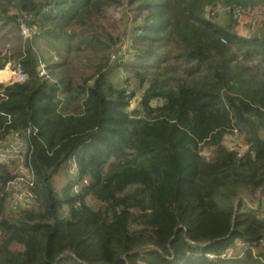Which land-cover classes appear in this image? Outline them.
Returning <instances> with one entry per match:
<instances>
[{"label":"trees","instance_id":"trees-1","mask_svg":"<svg viewBox=\"0 0 264 264\" xmlns=\"http://www.w3.org/2000/svg\"><path fill=\"white\" fill-rule=\"evenodd\" d=\"M124 3L122 54L102 22ZM263 4L0 0V26L30 32L0 60L26 75L0 92V141L27 137L32 176L11 208L20 177L0 163V264H264V206L243 200L264 193V79L236 59L264 76V35L236 32ZM83 50L105 63L76 81ZM234 130L244 153L224 144Z\"/></svg>","mask_w":264,"mask_h":264},{"label":"rangeland","instance_id":"rangeland-1","mask_svg":"<svg viewBox=\"0 0 264 264\" xmlns=\"http://www.w3.org/2000/svg\"><path fill=\"white\" fill-rule=\"evenodd\" d=\"M115 10L116 12L110 11V13L106 15V19L104 20V22H102L103 32H104L102 34L106 38L110 36L112 39L116 40V42L117 41L120 42V43H117V47L121 45V51L123 54L125 52L124 50L126 49V47H128L127 37L126 35H124V33L126 29H128L131 25L129 19L134 16V13L130 11L126 3H124L122 7H117ZM114 13H118V16L115 17ZM251 13L252 11L248 13L249 18L247 16L246 21L244 23L242 22L239 27L237 26L238 28L236 29V32L238 31L239 35H242V36L243 35L245 36V33L250 34L251 36L258 35L259 33H261V35L263 36L264 35V22H263L264 20L261 21L259 25L255 27L251 25L249 26L247 24V22L251 20L250 18ZM22 28H26V27L23 24H21L20 29L18 30L16 27L3 29L0 26V60L4 58H10L13 55V53L22 51L21 45L23 44L25 39H28V37L27 38L24 37V34L22 33ZM33 47L38 49L40 53H43V54L48 53V49L46 48V45L42 42L35 44ZM236 59L240 61L241 63H243L244 65L249 66L252 69H254L255 72H258L260 78L264 79L262 72L257 68V64L255 60L250 59V60L242 61L239 54L236 55ZM114 60L115 59L110 58L109 67L112 66L115 68V66H117L116 61ZM9 61L10 62H8L6 66L8 64H10V66H13L16 63L13 59H10ZM104 63H105V60L102 58L100 54L94 55L88 51L83 50L79 52L77 55H73L71 58L70 70L72 72L71 73L72 77L76 81H80L86 76L93 75L96 69H98ZM43 73H44V69L41 68V74ZM122 77H125V75H124V72H122L121 70L113 69V71L111 72H106V78L110 81V83H112L115 86H117V84L121 82ZM135 92L137 91L135 90ZM138 93H141V92L136 93L137 97H134L132 99L131 104H130L131 106L136 105V102L138 100ZM247 136L248 134H246V131L239 132L237 130H234L232 131L231 134L228 135V137H226L224 144L228 148H234L238 150L239 153H244L248 150V145H246V142H245ZM260 136L264 138V133L260 132ZM203 155L209 156L206 151L203 152ZM10 170L14 171L15 174H17L19 177L23 179V181L19 182L18 186H16V189L19 190L18 197L22 198L21 194H25L24 192L25 190L28 192L29 195H31L32 193L30 192V189L27 187V184H26V180L28 179V176H31V175L26 170L21 168V164L19 163H12ZM253 198L254 199H252V201L250 200L251 198L249 197L243 198V200L249 207L253 209H255V207H257V204L259 203H262L264 206V193L261 194V192H256ZM236 201L237 199L235 200V203ZM11 205H12L11 208H16L13 206L12 203ZM19 207H23V205L20 204ZM263 213H264V207H263ZM229 254H232V252H230Z\"/></svg>","mask_w":264,"mask_h":264},{"label":"built area","instance_id":"built-area-1","mask_svg":"<svg viewBox=\"0 0 264 264\" xmlns=\"http://www.w3.org/2000/svg\"><path fill=\"white\" fill-rule=\"evenodd\" d=\"M114 16L117 17L118 13H114ZM250 18L251 20L247 22L249 26L251 25L255 27L259 25V23L264 20V4L253 8ZM22 33L24 34V37H30L28 29L22 28ZM25 80L26 75L18 63H15L13 66L8 64L7 66L5 65L0 68V92L4 87L12 84H21L24 83ZM27 141V137L20 134H13L7 140L0 141V163L8 166H11L12 163H19L21 164V168L28 172V170L22 165V157L26 150ZM31 177L32 176H28V179L26 180V183L28 182L30 186L32 185L30 182ZM21 181H23V179L20 177L18 184ZM26 194V192L25 194H21L22 198L18 197V194H16L12 202L13 205L15 207H19L20 204L23 206L28 205L30 200L25 198H30L31 196L28 194L29 197H27Z\"/></svg>","mask_w":264,"mask_h":264},{"label":"crops","instance_id":"crops-1","mask_svg":"<svg viewBox=\"0 0 264 264\" xmlns=\"http://www.w3.org/2000/svg\"><path fill=\"white\" fill-rule=\"evenodd\" d=\"M247 16H248V18H249V15H240V17L238 18V27L240 26V24L243 22H245L246 21V18H247ZM238 27H236V29L238 28ZM237 33H238V31H237ZM239 34V33H238ZM246 34V33H245Z\"/></svg>","mask_w":264,"mask_h":264},{"label":"water","instance_id":"water-1","mask_svg":"<svg viewBox=\"0 0 264 264\" xmlns=\"http://www.w3.org/2000/svg\"><path fill=\"white\" fill-rule=\"evenodd\" d=\"M248 35V34H247Z\"/></svg>","mask_w":264,"mask_h":264}]
</instances>
